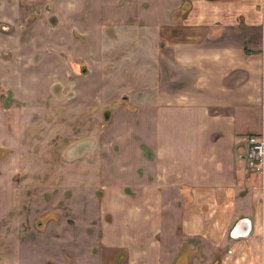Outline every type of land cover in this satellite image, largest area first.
<instances>
[{
    "label": "rangeland",
    "instance_id": "1",
    "mask_svg": "<svg viewBox=\"0 0 264 264\" xmlns=\"http://www.w3.org/2000/svg\"><path fill=\"white\" fill-rule=\"evenodd\" d=\"M191 8L189 0H0V264H129L126 249L101 245L102 228L110 241L122 229L104 207L121 220L119 193L143 201L153 168L142 106L159 45L148 28ZM170 232L161 263L171 260ZM145 242L153 253L152 238ZM190 242L173 264H240L226 263L227 245Z\"/></svg>",
    "mask_w": 264,
    "mask_h": 264
},
{
    "label": "crops",
    "instance_id": "2",
    "mask_svg": "<svg viewBox=\"0 0 264 264\" xmlns=\"http://www.w3.org/2000/svg\"><path fill=\"white\" fill-rule=\"evenodd\" d=\"M189 1L192 8L182 16L162 13L148 28L159 44L150 58L155 81L142 106L153 170L143 201L118 194L127 205L121 220L116 207H104L122 229L110 241L102 228L101 245L126 249L129 264H173L190 241L229 246L226 263L263 262L264 177L245 155L248 136L264 137V0ZM242 218L250 220L249 235L231 238ZM166 229L171 260L161 263ZM234 248L245 252L232 255ZM147 252L154 260H146Z\"/></svg>",
    "mask_w": 264,
    "mask_h": 264
},
{
    "label": "built area",
    "instance_id": "3",
    "mask_svg": "<svg viewBox=\"0 0 264 264\" xmlns=\"http://www.w3.org/2000/svg\"><path fill=\"white\" fill-rule=\"evenodd\" d=\"M247 151L245 160L250 164L254 172H260L264 167V137L250 135L246 138Z\"/></svg>",
    "mask_w": 264,
    "mask_h": 264
},
{
    "label": "water",
    "instance_id": "4",
    "mask_svg": "<svg viewBox=\"0 0 264 264\" xmlns=\"http://www.w3.org/2000/svg\"><path fill=\"white\" fill-rule=\"evenodd\" d=\"M251 230L250 220L247 218L240 219L230 231L231 238L246 237Z\"/></svg>",
    "mask_w": 264,
    "mask_h": 264
},
{
    "label": "trees",
    "instance_id": "5",
    "mask_svg": "<svg viewBox=\"0 0 264 264\" xmlns=\"http://www.w3.org/2000/svg\"><path fill=\"white\" fill-rule=\"evenodd\" d=\"M187 199V201L189 200L188 198H186Z\"/></svg>",
    "mask_w": 264,
    "mask_h": 264
}]
</instances>
